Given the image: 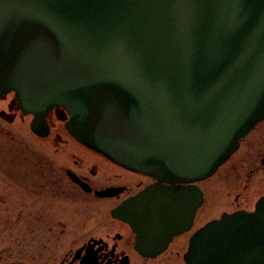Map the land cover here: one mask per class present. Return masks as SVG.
Wrapping results in <instances>:
<instances>
[{"label": "water", "instance_id": "obj_1", "mask_svg": "<svg viewBox=\"0 0 264 264\" xmlns=\"http://www.w3.org/2000/svg\"><path fill=\"white\" fill-rule=\"evenodd\" d=\"M10 92L34 132L63 107L78 141L158 180L114 210L155 256L202 201L176 184L212 176L264 118V0H0ZM185 260L264 264V196L198 230Z\"/></svg>", "mask_w": 264, "mask_h": 264}, {"label": "flooded vegetation", "instance_id": "obj_2", "mask_svg": "<svg viewBox=\"0 0 264 264\" xmlns=\"http://www.w3.org/2000/svg\"><path fill=\"white\" fill-rule=\"evenodd\" d=\"M68 119L55 107L46 117L48 131L34 132L33 116L15 94L0 95V233L10 236L8 248L22 251L19 264H186L198 230L223 213L254 210L264 196L263 119L221 169L218 191L233 176V208L210 216L204 181L177 184L182 191L197 188L202 201L188 228L159 254L144 255L137 249L138 234L114 210L158 180L80 143L67 130Z\"/></svg>", "mask_w": 264, "mask_h": 264}, {"label": "rangeland", "instance_id": "obj_3", "mask_svg": "<svg viewBox=\"0 0 264 264\" xmlns=\"http://www.w3.org/2000/svg\"><path fill=\"white\" fill-rule=\"evenodd\" d=\"M13 128L17 130V126H13ZM61 131L64 132L62 129ZM231 159H233V154L228 161ZM222 168H224L223 165L214 175L205 179L203 183L206 189V213L210 212V216L233 208V197L236 193V191L233 193V185H231V183L233 184V176L231 178L229 177L228 183L223 184L225 187L218 191L219 187H217V183L223 179L221 174ZM251 203L253 206L254 202ZM9 243L11 244L12 242L8 233H0V264H8L13 259L19 264V261H23L22 251L15 250L12 246L8 248Z\"/></svg>", "mask_w": 264, "mask_h": 264}]
</instances>
